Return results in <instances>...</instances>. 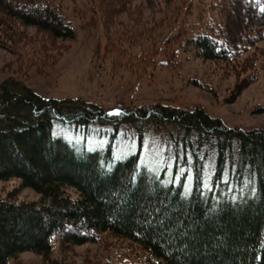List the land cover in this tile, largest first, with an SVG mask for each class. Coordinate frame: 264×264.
Instances as JSON below:
<instances>
[{"label":"trees","instance_id":"trees-1","mask_svg":"<svg viewBox=\"0 0 264 264\" xmlns=\"http://www.w3.org/2000/svg\"><path fill=\"white\" fill-rule=\"evenodd\" d=\"M133 2L95 0L106 53L129 64L137 57L134 47L150 30L141 20L143 3ZM210 8L215 22L204 33L189 34L181 47L213 62L224 74L234 73L238 89L254 83L264 68L259 46L264 0H213ZM124 13L127 21L121 18ZM26 28L47 40L30 41L20 34ZM75 38L56 0H0V47L17 56L20 73L35 65L46 75V68L57 64L65 44ZM53 42L62 47L56 54L51 53ZM155 52L142 51L141 60L149 63L147 56ZM162 52L176 55L170 40ZM260 111L264 113V105ZM138 119L177 122L187 132L196 130L201 140L212 139L216 156L209 180L196 160L186 191L184 177L177 183L166 181L141 163L139 152L115 158L111 143L80 151L54 131L58 122L117 128ZM15 177L40 198L18 200L15 192L0 198V264H10L26 251L39 254L42 264H77L51 256L54 238L63 251L129 240L146 252L143 264H264L263 127H230L201 107L162 103L117 114L81 98H44L12 74L0 78V181Z\"/></svg>","mask_w":264,"mask_h":264},{"label":"rangeland","instance_id":"rangeland-1","mask_svg":"<svg viewBox=\"0 0 264 264\" xmlns=\"http://www.w3.org/2000/svg\"><path fill=\"white\" fill-rule=\"evenodd\" d=\"M213 0H134L135 6L143 3V24L150 30L134 47L137 56L134 63L123 57L106 53L107 38L104 23L96 11L95 0H56L59 11L74 29L76 38L61 42L64 49L55 48L51 53L61 55L57 64L46 68L35 65L20 73L17 56L0 47V78L15 75L44 98H81L108 108L122 110L133 106L162 103L194 110L203 108L212 117L222 119L230 127L243 129L264 128V68L257 81L236 88L234 73H222L211 61L203 60L185 51L181 43L189 34L204 33L209 23L215 22L211 11ZM149 5V6H148ZM128 20L126 13L121 15ZM20 34L30 41L47 40L36 29L26 28ZM170 40L176 55L168 57L162 52L164 43ZM264 49V39L259 42ZM58 48V49H57ZM157 49L142 61V51ZM41 58L35 61L40 65ZM248 82V81H247ZM57 135L75 143L78 150H96L111 143L115 158H123L139 152L141 163L163 174L166 181L177 183L184 177L186 189L193 181V165L203 164L204 176L209 180L215 166L213 140L201 138L196 130L189 132L177 122H158L138 119L134 122L114 125L56 123ZM183 170V171H181ZM15 192L18 200L36 201L40 194L22 185L18 177L0 181V198ZM87 243L73 246L67 251L60 248L57 238L52 240V257L64 258L77 264H143L146 252L129 240L110 239L106 243ZM39 254L31 251L20 253L10 264H42Z\"/></svg>","mask_w":264,"mask_h":264},{"label":"snow or ice","instance_id":"snow-or-ice-1","mask_svg":"<svg viewBox=\"0 0 264 264\" xmlns=\"http://www.w3.org/2000/svg\"><path fill=\"white\" fill-rule=\"evenodd\" d=\"M113 111L116 112L117 114L119 113V110L114 109ZM181 171H183V170H181ZM186 191H187V189H186Z\"/></svg>","mask_w":264,"mask_h":264}]
</instances>
